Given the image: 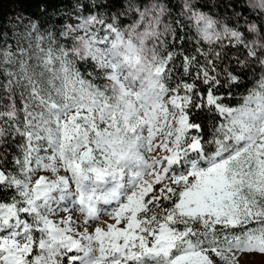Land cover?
I'll use <instances>...</instances> for the list:
<instances>
[{
    "label": "snow or ice",
    "instance_id": "6c2138e0",
    "mask_svg": "<svg viewBox=\"0 0 264 264\" xmlns=\"http://www.w3.org/2000/svg\"><path fill=\"white\" fill-rule=\"evenodd\" d=\"M233 7L221 24L201 0H74L78 23L0 31V264L264 257V0Z\"/></svg>",
    "mask_w": 264,
    "mask_h": 264
},
{
    "label": "trees",
    "instance_id": "16d2710c",
    "mask_svg": "<svg viewBox=\"0 0 264 264\" xmlns=\"http://www.w3.org/2000/svg\"><path fill=\"white\" fill-rule=\"evenodd\" d=\"M201 2L207 3L209 5L211 14H213L221 24L233 22L237 19V17L233 15V13L237 11V9L233 7V4L236 3V0H201ZM73 3L74 0H0V31L8 32V34L11 35V24L13 20L16 19V17L20 14L36 18L41 23H50L48 17L50 14L55 16L57 8H60V16L56 22H67L69 17H66L64 13L71 9ZM61 4H64L65 7L61 8ZM208 10V8L204 9V11ZM242 14L247 17L246 12H243ZM128 19L129 17L121 18L122 21H129ZM185 23L188 25V28L185 29L188 40V44L186 46L191 48L195 44L197 37L195 29L191 27V22L185 21ZM238 27H244V25L240 24ZM204 47L207 48L209 45L205 44ZM225 66L231 70L232 65L230 63L226 62L225 65H221L222 68ZM254 79V76L249 75L247 78H242L238 86L234 85L231 89L222 88L221 94L226 96L225 103L231 107L239 106V104L242 103L243 97L247 94V89H250L253 86ZM229 91L232 93L231 96L227 95ZM0 96H3L2 92H0ZM6 102V97L0 99V109H4ZM194 118L197 119V122L202 123L206 128L210 123V121L207 119V116L200 111L195 113ZM9 145L10 146H7L9 154L4 163L6 167L12 170V159L13 156L17 154L18 148L11 140L9 141Z\"/></svg>",
    "mask_w": 264,
    "mask_h": 264
},
{
    "label": "rangeland",
    "instance_id": "374dc122",
    "mask_svg": "<svg viewBox=\"0 0 264 264\" xmlns=\"http://www.w3.org/2000/svg\"><path fill=\"white\" fill-rule=\"evenodd\" d=\"M15 20L16 19H14L13 22H12V24H11L12 28L17 27V25L15 23ZM128 20H129L128 22H130V18ZM67 22L68 23H78L79 21H77L75 19V17L73 16V17H69ZM25 23H27V21H25ZM20 27H22V26H20ZM7 104H8V100L5 103L4 109H6ZM17 104L19 106V104H20V101L19 100H17ZM56 219L58 220L59 218L57 217ZM249 260H250L251 264H264V257L254 256V257L249 258Z\"/></svg>",
    "mask_w": 264,
    "mask_h": 264
}]
</instances>
